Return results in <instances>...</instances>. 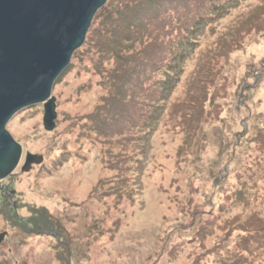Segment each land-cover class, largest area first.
Returning <instances> with one entry per match:
<instances>
[{
  "label": "rangeland",
  "instance_id": "rangeland-1",
  "mask_svg": "<svg viewBox=\"0 0 264 264\" xmlns=\"http://www.w3.org/2000/svg\"><path fill=\"white\" fill-rule=\"evenodd\" d=\"M217 1L223 5L218 16L195 32L193 40L199 46L185 49L189 59L173 81L175 95L188 84L199 86L204 76L190 77L195 63L201 61L204 67L208 62L213 65L215 56L220 58L221 75L204 77L201 82L210 89L204 103L209 116L203 131L184 156L179 147L185 136L174 127L164 128L162 120L141 136L137 146L130 147V143L127 155L133 160L128 164L136 170L132 173L133 199L124 198L116 208L107 186L102 198L97 195L99 185L113 173L103 163V152L109 148L96 135L90 139L87 128L93 110L103 106V96L115 88L109 75L117 62L93 55L95 46L87 47L91 31L54 85L55 130L44 128L43 104L12 118L7 130L21 145L23 156L13 174L0 182V236L6 234L0 245V264H226L239 251V232H229L225 223L243 208L231 205L233 214L227 218L228 205L218 207L220 200L210 202L204 196L216 194L212 188L216 167H222L223 179H227L220 188L224 194L230 185L243 191L248 188L250 193L264 185V150L259 138L264 137V26L259 25L264 23V0H231L229 6ZM201 51H209L208 56L198 62ZM114 146L115 151L122 148ZM27 154L44 157V163L23 172ZM220 196L224 197L218 191L216 197ZM33 205L44 207L64 223L69 234L66 242L24 231L22 225L28 227ZM189 218L199 230L211 223L216 227V239L201 246L199 253L185 237L192 230L180 225ZM171 225L172 232L167 233ZM219 243L223 258L216 255ZM182 245L185 249L179 253ZM260 253L264 264V252Z\"/></svg>",
  "mask_w": 264,
  "mask_h": 264
},
{
  "label": "trees",
  "instance_id": "trees-1",
  "mask_svg": "<svg viewBox=\"0 0 264 264\" xmlns=\"http://www.w3.org/2000/svg\"><path fill=\"white\" fill-rule=\"evenodd\" d=\"M220 1L227 6L231 4V0ZM222 6L217 0H108L94 18L91 28L95 27L93 31L91 28L89 30L91 36L87 47L94 45L95 50L94 53H89L98 54L101 58H112L117 64L109 75L115 88H110L103 96V106L93 110L92 116L89 117L90 126L87 128L90 133L87 134L90 139L91 134L96 135L100 142H104L109 148L103 152L106 157L103 163L104 168L113 173V177H107L106 182L99 185L97 195L102 198L101 194L107 186L108 197L115 198L114 207L122 204L126 197L130 200L135 197L132 173L136 174V170L134 164H128V160L133 158L127 154L131 153L130 147L137 146L141 136L153 130V124L162 120L164 128L174 127L185 136L183 144L179 147L180 156L190 151L195 140L200 137L205 119L209 116L204 105L208 88L207 85H201V82L204 77L216 76V73L221 75L218 64L220 58L215 56L213 65L208 62L206 66L201 67L203 62L200 60L207 57L209 51L199 53L200 62L198 65L195 63L190 76L191 78L193 74L197 77L204 76L201 77L199 86L193 85L192 88L191 84H188L180 95H175L176 85L173 81L184 72L183 66L189 59L185 49L192 46V50H195L199 46L198 41L193 40L195 32L209 25L212 19L218 16L219 8ZM259 25L263 27L264 23L260 21ZM253 26L259 28L257 24ZM229 56L230 54L225 58ZM183 60V65L178 68ZM246 89L249 90V87ZM209 95L210 89L208 100ZM82 127L86 128L85 125ZM203 138L206 139L205 136ZM259 138L264 150V137L261 134ZM130 143L132 145L127 148ZM114 145L122 148L115 151V148L111 149L115 147ZM224 174L222 167L215 168L212 188L216 194L219 191V194L227 199L216 197L214 193L204 197L210 202H214L215 198L220 200L218 207L221 204L228 205L225 212L227 218L233 214L230 212L231 205L234 208L235 204H239L243 208L238 215L229 220L230 222L225 223L227 230L239 232L240 238L237 243L239 251L236 250L225 263L261 264L260 252H264V185L252 193L248 188L243 191L238 186L234 188V185H230V189L227 188L224 194L220 190L227 181L223 179ZM242 178L244 179V176L239 177ZM112 185L113 187L109 189ZM29 210L32 216L28 219V227L22 225L27 234L52 236L55 240L67 241L68 230L60 219L50 214L44 207L33 205ZM172 225L167 228V233L172 232ZM180 225L189 227V231L192 230L188 236H185L184 230L182 232L188 240L191 239L195 243L196 253H199L201 246L205 244L209 246L211 238L216 239L214 223L199 230L197 225L193 226V220L189 218L186 224ZM234 233L230 237L228 235L224 241L229 242ZM221 244L219 243V248L216 249V255L223 258ZM184 249L182 245L179 253Z\"/></svg>",
  "mask_w": 264,
  "mask_h": 264
},
{
  "label": "water",
  "instance_id": "water-1",
  "mask_svg": "<svg viewBox=\"0 0 264 264\" xmlns=\"http://www.w3.org/2000/svg\"><path fill=\"white\" fill-rule=\"evenodd\" d=\"M108 0H0V182L18 168L23 149L7 130L20 111L44 105V128H56L54 85L86 42ZM44 157L27 154L30 172ZM6 234L0 236V245Z\"/></svg>",
  "mask_w": 264,
  "mask_h": 264
},
{
  "label": "flooded vegetation",
  "instance_id": "flooded-vegetation-1",
  "mask_svg": "<svg viewBox=\"0 0 264 264\" xmlns=\"http://www.w3.org/2000/svg\"><path fill=\"white\" fill-rule=\"evenodd\" d=\"M26 158V157H25ZM25 163V162H24Z\"/></svg>",
  "mask_w": 264,
  "mask_h": 264
},
{
  "label": "bare ground",
  "instance_id": "bare-ground-1",
  "mask_svg": "<svg viewBox=\"0 0 264 264\" xmlns=\"http://www.w3.org/2000/svg\"><path fill=\"white\" fill-rule=\"evenodd\" d=\"M105 7V6H104Z\"/></svg>",
  "mask_w": 264,
  "mask_h": 264
}]
</instances>
